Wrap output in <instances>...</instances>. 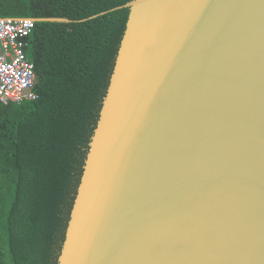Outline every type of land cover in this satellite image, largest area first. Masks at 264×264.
Returning <instances> with one entry per match:
<instances>
[{"label": "water", "instance_id": "95a60500", "mask_svg": "<svg viewBox=\"0 0 264 264\" xmlns=\"http://www.w3.org/2000/svg\"><path fill=\"white\" fill-rule=\"evenodd\" d=\"M124 8L57 264H264V0Z\"/></svg>", "mask_w": 264, "mask_h": 264}, {"label": "trees", "instance_id": "16d2710c", "mask_svg": "<svg viewBox=\"0 0 264 264\" xmlns=\"http://www.w3.org/2000/svg\"><path fill=\"white\" fill-rule=\"evenodd\" d=\"M130 1L0 0V18L35 21L37 95L0 103V264H57L129 10L74 21Z\"/></svg>", "mask_w": 264, "mask_h": 264}, {"label": "built area", "instance_id": "2783aa9c", "mask_svg": "<svg viewBox=\"0 0 264 264\" xmlns=\"http://www.w3.org/2000/svg\"><path fill=\"white\" fill-rule=\"evenodd\" d=\"M34 24L29 18H0V103L19 104L37 98L34 67L24 53Z\"/></svg>", "mask_w": 264, "mask_h": 264}]
</instances>
